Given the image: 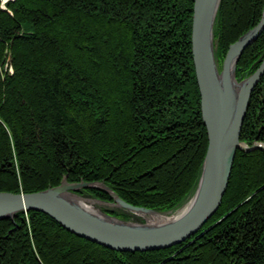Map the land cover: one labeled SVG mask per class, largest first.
<instances>
[{
  "label": "trees",
  "instance_id": "16d2710c",
  "mask_svg": "<svg viewBox=\"0 0 264 264\" xmlns=\"http://www.w3.org/2000/svg\"><path fill=\"white\" fill-rule=\"evenodd\" d=\"M193 2L0 0V192L103 183L133 207L179 208L198 184L208 145L191 53ZM263 7L220 1L219 70ZM263 59L264 32L240 56L236 80ZM240 142L264 144V77ZM76 195L112 201L99 189ZM0 264H264V151L236 152L219 209L177 245L112 251L42 213L18 212L0 221Z\"/></svg>",
  "mask_w": 264,
  "mask_h": 264
},
{
  "label": "water",
  "instance_id": "95a60500",
  "mask_svg": "<svg viewBox=\"0 0 264 264\" xmlns=\"http://www.w3.org/2000/svg\"><path fill=\"white\" fill-rule=\"evenodd\" d=\"M221 0H194L191 24V53L200 94L201 117L207 133V150L192 206L178 219L160 225L121 221L100 212L95 215L73 198L82 189H99L112 197L126 213L141 210L123 202L103 183L69 184L30 194L0 192V221L18 212H39L68 233L118 252H150L167 249L194 235L219 209L228 186L237 151L263 150L264 144L240 142L241 128L254 89L264 77V59L258 69L241 82L235 78L243 52L264 32V7L259 23L228 48L221 71L215 58L214 24ZM229 145L230 150L228 149ZM102 203V202H99ZM106 205H113L102 203Z\"/></svg>",
  "mask_w": 264,
  "mask_h": 264
},
{
  "label": "bare ground",
  "instance_id": "6f19581e",
  "mask_svg": "<svg viewBox=\"0 0 264 264\" xmlns=\"http://www.w3.org/2000/svg\"><path fill=\"white\" fill-rule=\"evenodd\" d=\"M230 145L228 147V149L230 150ZM198 186V184H197ZM195 188V190L193 191V193L185 200V202L176 210L168 213V214H156V213H148V212H143L141 210H137V211H132L130 213H132L133 215H136L138 217H142L144 219H146L147 223H151L153 225H160V224H164L166 222L172 221L174 219H178L181 216H183L187 210L192 206V203L195 199V194L197 191V187ZM73 200H75V202H77L79 205H81L83 208L87 209L89 212L98 215V216H102V214L100 213V211L95 207V204H93V202L89 199H81V198H73ZM114 207H117L116 203H113Z\"/></svg>",
  "mask_w": 264,
  "mask_h": 264
},
{
  "label": "rangeland",
  "instance_id": "374dc122",
  "mask_svg": "<svg viewBox=\"0 0 264 264\" xmlns=\"http://www.w3.org/2000/svg\"><path fill=\"white\" fill-rule=\"evenodd\" d=\"M2 1V5H4V3L6 1H9V0H1ZM3 7V6H2ZM10 63V61L8 60V64ZM218 64V63H217ZM9 65H5V70H7V72H9ZM222 67V66H221ZM221 71V70H219ZM236 78V77H235ZM244 80V79H242ZM241 80V81H242ZM241 81H237V82H241ZM232 171V170H231ZM231 175V174H230ZM83 190V189H82ZM83 197V196H82ZM89 200H91L93 202V204H95V207L100 211V212H104L105 214L109 215V216H112L111 214H108V211H111V212H124L123 210H121L120 208H117V207H114V206H111V205H106V204H102V203H105V202H102V203H99L101 201L99 200H96L94 198H91L89 197ZM107 204H113V200L110 202V203H107ZM126 213V212H124ZM131 217H130V220H121L120 218L116 217V216H112L114 218H117L121 221H136V222H142V223H146V219L142 218V217H138L136 215H133L132 213H128Z\"/></svg>",
  "mask_w": 264,
  "mask_h": 264
},
{
  "label": "built area",
  "instance_id": "2783aa9c",
  "mask_svg": "<svg viewBox=\"0 0 264 264\" xmlns=\"http://www.w3.org/2000/svg\"><path fill=\"white\" fill-rule=\"evenodd\" d=\"M9 73L12 74V69L9 67Z\"/></svg>",
  "mask_w": 264,
  "mask_h": 264
}]
</instances>
